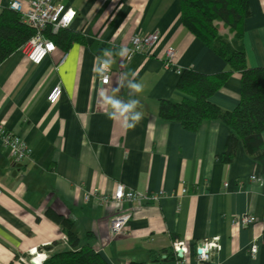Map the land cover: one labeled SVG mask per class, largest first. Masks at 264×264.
Returning a JSON list of instances; mask_svg holds the SVG:
<instances>
[{
    "label": "crops",
    "instance_id": "0c3cea01",
    "mask_svg": "<svg viewBox=\"0 0 264 264\" xmlns=\"http://www.w3.org/2000/svg\"><path fill=\"white\" fill-rule=\"evenodd\" d=\"M10 1L0 0V12ZM56 1L76 10L67 28L84 41L56 47L39 64L21 49L0 62V123L30 148L28 159L14 164L0 141V264H32L38 253L48 258L68 248L56 215L70 219L83 242L89 233L88 242L109 264H264L261 166L241 143L230 162L221 160L228 135L222 121L191 131L158 115L160 99L184 96L176 89L182 69L213 74L228 68L184 27L180 0ZM248 2L246 62L264 66V0ZM153 32L159 40L152 47L129 54L133 34ZM168 47L173 66L166 64ZM101 64L110 70L107 84L100 82ZM58 82L62 94L51 105L47 94ZM210 100L232 110L240 100V74ZM261 139L264 145V130ZM118 183L161 196L122 202L132 216L111 240L108 217L119 207L95 197L112 194ZM247 214L255 217L251 225L231 223ZM214 236L221 249L200 261L196 244ZM181 240L190 249L182 259L174 249Z\"/></svg>",
    "mask_w": 264,
    "mask_h": 264
},
{
    "label": "trees",
    "instance_id": "16d2710c",
    "mask_svg": "<svg viewBox=\"0 0 264 264\" xmlns=\"http://www.w3.org/2000/svg\"><path fill=\"white\" fill-rule=\"evenodd\" d=\"M184 27L223 58L224 71L206 74L190 67L179 73L176 89L183 93L180 101L160 99L158 115L165 121H178L187 130H196L207 120L222 121L228 128L223 162L233 159L238 143L261 166L264 177V66L250 67L243 44V23L250 14L248 0H180ZM223 27L227 32H221ZM34 34L20 14L4 7L0 12V62L20 49ZM46 36L56 47L66 50L73 42H83L81 33L60 28L56 33L47 29ZM237 72L240 74V100L232 110H222L211 96ZM66 234L68 248L53 251L42 264H109L88 241L72 231V221L53 216ZM208 261V260H207ZM130 264H144L132 261Z\"/></svg>",
    "mask_w": 264,
    "mask_h": 264
},
{
    "label": "built area",
    "instance_id": "2783aa9c",
    "mask_svg": "<svg viewBox=\"0 0 264 264\" xmlns=\"http://www.w3.org/2000/svg\"><path fill=\"white\" fill-rule=\"evenodd\" d=\"M11 9L20 14L21 20L31 26L34 29V34L28 39V41L20 48L28 60L34 64H39L50 55L56 46L54 42L46 36L47 29H50L52 33H56L60 28L68 27L73 21L76 10L71 7H66L63 3L56 0H11L9 3ZM159 40L157 32L148 34H133L130 38L129 54L135 52H143L145 49H149ZM174 50L172 47H168L166 50V64L173 66ZM100 82L107 84L109 81V67L106 64L100 66ZM180 73V72H179ZM62 94L61 83H56L50 89L47 94V102L51 105L55 104ZM0 141L6 146L11 155V159L14 164L22 163L26 161L30 154V148L21 136L15 132L8 130L0 123ZM252 178H256L252 176ZM1 192V187H0ZM186 189H182L181 193H185ZM160 193L148 194L143 191H136L133 189H127L122 183H118L112 194L97 193L96 200L103 204H110L118 208V212L108 217L109 223V238L112 240L118 234L122 233L128 221L130 220L133 212V208L121 209L120 204L122 202H136L138 204L157 201L160 198ZM255 221L253 215H241L236 219H232V224L240 226L251 225ZM66 238V237H65ZM217 236L211 239L201 240L195 246V255L200 261H207L211 258L215 251L221 249V245L218 242ZM182 247L183 252L181 259L188 255L190 252L189 246L185 240L178 241L174 244V247ZM174 248V249H175ZM257 251L256 242L252 243L250 252L254 255ZM35 249H30L29 253L32 255ZM34 257H40L45 260L47 255L44 252L36 254ZM32 257L31 259H33Z\"/></svg>",
    "mask_w": 264,
    "mask_h": 264
},
{
    "label": "water",
    "instance_id": "95a60500",
    "mask_svg": "<svg viewBox=\"0 0 264 264\" xmlns=\"http://www.w3.org/2000/svg\"><path fill=\"white\" fill-rule=\"evenodd\" d=\"M175 251H176L178 257H181L182 256V252H183L182 247H180V246L176 247L175 248ZM43 261L44 260H42V258H40V257H34L31 260L32 264H41Z\"/></svg>",
    "mask_w": 264,
    "mask_h": 264
},
{
    "label": "rangeland",
    "instance_id": "374dc122",
    "mask_svg": "<svg viewBox=\"0 0 264 264\" xmlns=\"http://www.w3.org/2000/svg\"><path fill=\"white\" fill-rule=\"evenodd\" d=\"M221 29V32H223V33H225V32H227V30L225 29V28H223V27H220Z\"/></svg>",
    "mask_w": 264,
    "mask_h": 264
}]
</instances>
